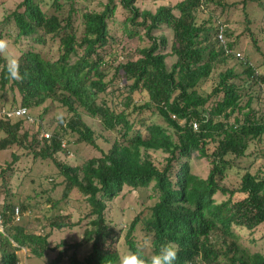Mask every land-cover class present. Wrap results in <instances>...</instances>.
Listing matches in <instances>:
<instances>
[{
  "label": "trees",
  "instance_id": "16d2710c",
  "mask_svg": "<svg viewBox=\"0 0 264 264\" xmlns=\"http://www.w3.org/2000/svg\"><path fill=\"white\" fill-rule=\"evenodd\" d=\"M77 1L21 0L7 16V22L13 21L17 29L16 40L29 42L18 57L22 80L6 77L5 61L0 55L2 93L21 95L20 105L15 103L8 109H30L48 99L59 101L72 112L65 131L76 133L79 141L95 147V131L84 120L80 107L99 118L106 129L117 132L108 151L101 150V156L72 166L55 158L68 149L63 147L65 131L39 139L44 130L41 120L31 134L29 130L21 133L26 118H16L15 122L0 118V149L19 145L34 158L52 159L64 176V197L76 189L91 205L94 218L83 241L92 242L91 251L80 261L77 252L83 242L73 243L60 249L48 264H61L70 249L74 250L72 264H121L118 234L106 215L108 200L119 196L126 186L139 189L152 183L157 199L150 214L144 221L141 214L136 215L125 234L131 255L142 245L136 234L142 219L147 237L143 239L150 241L142 249L145 264L146 258L169 242L179 249L175 264H264V253L252 252L242 244L238 231L264 229V170L249 169L262 150L250 152L253 159L248 154L252 143L263 141L264 116L253 107V96L244 98L246 95L234 81L240 75L232 68L220 74L210 92L200 90L216 66L233 55L218 38V22L210 18L198 21L200 10L215 0H180L175 5H160L155 11L140 8L138 0H106L102 10L82 13L81 37L74 24ZM247 1L243 0L245 5ZM50 2L54 10L44 8ZM120 14L126 36L145 44L137 49L136 58L115 64L109 59L117 41L112 21H117ZM163 26L172 31V41L165 34L157 35ZM0 39H4L1 29ZM49 39L59 42L57 58L35 46L45 45ZM228 47L234 50L230 42ZM170 56L176 61L169 66ZM111 69L114 73L108 79ZM243 72L264 82V74H257L251 64ZM116 80L115 90L127 88L120 107L110 104L107 97ZM138 92L148 96L139 105L134 104ZM148 109L156 110L166 125L140 117ZM151 150L167 154L162 164L154 161ZM194 154L210 162L208 176L192 171L190 159ZM13 155V161L0 173V197L4 194L0 206V264H19L18 251L22 248L37 256L59 248L51 246L50 234L29 232L22 222L25 205L9 198L13 166L19 159ZM238 158L250 161L244 165L239 187L230 188L224 181L228 171L237 166ZM51 225L61 229L75 223L56 216Z\"/></svg>",
  "mask_w": 264,
  "mask_h": 264
},
{
  "label": "rangeland",
  "instance_id": "374dc122",
  "mask_svg": "<svg viewBox=\"0 0 264 264\" xmlns=\"http://www.w3.org/2000/svg\"><path fill=\"white\" fill-rule=\"evenodd\" d=\"M21 0H1L0 5V29L4 33V39L9 43L8 52L19 57L21 49L28 47L29 42H19L16 40L17 29L13 21L7 22V16L13 11L17 4ZM106 0H78L76 6L78 11L75 15L74 24L77 29L78 36L81 37L84 32V22L82 13L86 10L100 11L103 8V4ZM180 0H138L137 4L140 8L150 9L155 11L160 5H175ZM46 10H54L51 6V2L45 5ZM214 16V17H213ZM211 19L212 22L219 20L226 23V37L227 43L234 44V51L241 52L245 59H240L236 55L229 54L225 62L216 66L209 79L204 81L201 85V92L208 93L212 90L213 86L219 81L220 74L227 69L232 68L240 77L234 78L244 94V98L249 96L254 97L253 107L258 110L259 115L264 116V82L256 81V79L248 77L243 71L247 64L254 66L257 74H264V0H248L246 5L243 0H217L210 2V5L200 10L198 13V21ZM122 15H118L117 21L113 22L114 34L117 37V41L112 46V56L110 60L115 64L118 62H124L128 59H133L138 56L137 49L145 44L138 38L131 39L126 36L121 28ZM165 34L172 41V31L163 26L161 30L157 32V35ZM31 41V40H30ZM148 41H146L147 43ZM36 48L43 50L53 58L58 57L59 42L49 39L45 45H35ZM170 50V43L167 51ZM108 57V56H107ZM176 61L175 56H170L167 59L168 65H172ZM114 69H111L108 75V79L112 78ZM109 88L108 101L113 106L120 107L119 102L124 100L127 88L115 90L116 83ZM113 91L111 92V89ZM124 91V92H123ZM7 91L2 93L0 89V118L4 117V110L12 107L15 103L17 106L21 103V95L16 92ZM124 93V94H123ZM17 98V101L14 99ZM134 104H143L148 96L146 94H140V92L134 94ZM123 103V102H122ZM33 118L36 121L26 120L23 125L24 130H29L30 133L36 132L38 128L37 119L41 120L43 124V131L39 135V139H42L43 133L63 132L65 131V122L70 119L72 112L67 106H64L59 101H53L48 99L45 103L35 106L29 109ZM84 120L92 126L95 131L98 147H95L87 142H81L78 140L76 133L65 131V142L67 144V150L61 151L55 155V158L66 164L72 166H81L88 159L101 156L102 151H108L113 145L117 132L115 130L106 129L99 118L90 116L83 108H79ZM245 108L244 111H247ZM241 117L242 114H239ZM135 115L132 116L134 118ZM140 117L146 118L148 121L156 122L166 125L163 117L154 109H148L143 112ZM12 122L17 119L11 118ZM3 133L0 132V137ZM262 150V153L258 157H254L250 152H258ZM152 157L157 164H162L166 153L161 150H151ZM17 154L19 159L13 166V176L11 177V193L10 197L17 205H25L23 210V221L29 232H35L37 234H50L49 240L51 246H59L56 250H47L42 256H37L31 253L27 248H22L18 251L19 264H48L53 258H55L60 249L67 247L70 244L83 242L85 239L86 229L91 227V219L94 215L91 213V205L86 197L78 190L74 189L68 197H64L65 184L64 176L59 171L55 162L52 159L34 158L30 151L22 146L13 145L7 149H0V173L2 168L7 167L9 163L13 161L14 155ZM251 159L252 171H257L262 168L264 170V137L261 144L252 143L248 151ZM237 166L228 171L224 184L230 188L239 187L240 176L243 173V168L246 162L250 161V158H238ZM192 165V171L195 174L206 177L210 171V162L206 158L197 157L196 154L190 159ZM0 176V184H1ZM220 196V195H219ZM4 194L0 197V206L3 204ZM157 199L156 192L154 190L153 183L148 187L133 189L131 187H124L119 196L108 200V207L106 209V215L108 221L115 226L118 238L117 249L122 257L130 256L131 252L128 250L125 242L126 231L138 214L142 215V219L150 214V207ZM58 201V204L54 206V202ZM23 207V206H22ZM64 217V219L75 223L73 226H66L58 229L53 228L51 220L56 217ZM139 223L136 234L140 243L150 241L145 234L144 222ZM241 234L242 244L247 246L252 252L264 253V229L261 227L258 231L252 232L249 230H238ZM147 246V247H148ZM92 242L85 241L79 247L77 257L80 261H83L84 257L91 251ZM74 250L70 249L66 254L61 264H72L71 256Z\"/></svg>",
  "mask_w": 264,
  "mask_h": 264
},
{
  "label": "clouds",
  "instance_id": "9594fccd",
  "mask_svg": "<svg viewBox=\"0 0 264 264\" xmlns=\"http://www.w3.org/2000/svg\"><path fill=\"white\" fill-rule=\"evenodd\" d=\"M8 49V41L0 39V55H3L5 61L6 77L14 81H20L24 78V74L21 72L19 59L17 56L9 53ZM147 246L148 241H143L142 245L137 246L136 254L121 258V264H145L142 249ZM178 253L179 249L174 243L163 244L154 255L146 258V264H175Z\"/></svg>",
  "mask_w": 264,
  "mask_h": 264
},
{
  "label": "built area",
  "instance_id": "2783aa9c",
  "mask_svg": "<svg viewBox=\"0 0 264 264\" xmlns=\"http://www.w3.org/2000/svg\"><path fill=\"white\" fill-rule=\"evenodd\" d=\"M218 24H219V31H218L217 35H218L219 40L221 41V43L225 47L227 53H232V54L238 56L240 59H245V56L241 52H236L234 50H231L228 47V43L226 42V37H225L226 23L219 20ZM3 113H4V117H7V118L23 117V118H26L27 120L36 121V119L33 118L29 108L24 107V106L4 110ZM173 117H175V116H173ZM37 121L40 122L39 119H37ZM43 135H45V137H47V138L50 136V134L46 133V132L43 133ZM63 147H67L66 142H63ZM18 211H19V209L17 208V214H18ZM0 230H3V220H2L1 214H0Z\"/></svg>",
  "mask_w": 264,
  "mask_h": 264
}]
</instances>
